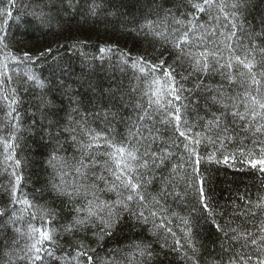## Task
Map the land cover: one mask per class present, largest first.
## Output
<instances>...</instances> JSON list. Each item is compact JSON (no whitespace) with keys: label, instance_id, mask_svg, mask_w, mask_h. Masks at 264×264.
Returning <instances> with one entry per match:
<instances>
[{"label":"snow or ice","instance_id":"1","mask_svg":"<svg viewBox=\"0 0 264 264\" xmlns=\"http://www.w3.org/2000/svg\"><path fill=\"white\" fill-rule=\"evenodd\" d=\"M0 113L6 264H264V0H0Z\"/></svg>","mask_w":264,"mask_h":264},{"label":"trees","instance_id":"2","mask_svg":"<svg viewBox=\"0 0 264 264\" xmlns=\"http://www.w3.org/2000/svg\"><path fill=\"white\" fill-rule=\"evenodd\" d=\"M141 22H143V21H141ZM95 27H96V30L99 31L100 34H103L104 33V30H105V27H106V24L105 23H100L99 25H96ZM107 27L108 28H111V25L108 24ZM89 35L91 37L90 43H94L95 40H96V31H92L90 33H86V36L85 37H82V38H87V36H89ZM38 39H39V33H37L35 35V37L32 38V41L31 42H35ZM44 39H46V40L47 39H51V37H47V38H44ZM41 42H43V41H41ZM85 51H88V52L91 53V52H93V49L92 48H87V49H85ZM96 54L99 55L98 53H96ZM69 55H72V53H69ZM117 74L119 75V73H117ZM0 115H2V113H0ZM29 155L31 156V153H29ZM230 163H232V162L230 161ZM219 167L221 168L223 175L230 176L233 171H235L237 169H240L242 167H246V166L243 165L240 162H236L235 163V168H228L225 165H220ZM42 179H43V175H42ZM248 182L251 183V181H248ZM252 193H253V199H255V189H252ZM225 196H227V193H225ZM178 235H179V233H178ZM61 242L64 243L66 241H61ZM12 260H13V264H15V257H12ZM0 264H6V259L2 255H0ZM173 264H174V262H173Z\"/></svg>","mask_w":264,"mask_h":264}]
</instances>
